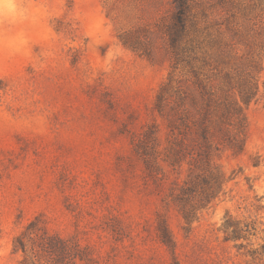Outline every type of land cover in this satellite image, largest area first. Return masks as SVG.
<instances>
[{
  "label": "rangeland",
  "instance_id": "374dc122",
  "mask_svg": "<svg viewBox=\"0 0 264 264\" xmlns=\"http://www.w3.org/2000/svg\"><path fill=\"white\" fill-rule=\"evenodd\" d=\"M18 2L27 17L0 21V264H21L14 239L32 221L86 247L76 264H264V41L245 21L264 16V0H188L189 34L224 31L225 71L259 88L243 150L214 158L220 179L207 178L201 209L177 199L185 163L156 181L135 149L153 125L164 145L157 92L169 74L190 76L173 68L172 0Z\"/></svg>",
  "mask_w": 264,
  "mask_h": 264
},
{
  "label": "trees",
  "instance_id": "16d2710c",
  "mask_svg": "<svg viewBox=\"0 0 264 264\" xmlns=\"http://www.w3.org/2000/svg\"><path fill=\"white\" fill-rule=\"evenodd\" d=\"M172 4L174 21L167 29V35L174 59L173 68L189 67L190 76L177 79L169 74L157 92L154 109L167 129L164 145L160 148L159 129L153 125L142 131L136 139L135 149L148 175L156 181L165 175L163 166L179 174L185 163L187 179L179 184L181 196L177 199L194 201V205L201 209L214 198V184H209L207 178L216 182L220 179L214 158L224 149H231L236 155L243 150L247 127L244 109L257 101L259 88L252 78L225 71L224 64L233 55L231 40H227L224 31L217 30L214 37L210 32L203 38L191 36L189 28L193 20L188 0H172ZM245 21L264 41V16L258 20L246 18ZM120 41L133 51L141 49L136 37L123 35ZM210 41H214L215 48L208 52ZM144 53L149 56V52ZM205 67H211L210 74L203 72ZM198 186H201L200 191ZM227 229L225 226L224 232ZM13 250L22 252L21 264L90 261L86 247H82L75 237L62 239L49 235L34 221L15 237Z\"/></svg>",
  "mask_w": 264,
  "mask_h": 264
},
{
  "label": "clouds",
  "instance_id": "9594fccd",
  "mask_svg": "<svg viewBox=\"0 0 264 264\" xmlns=\"http://www.w3.org/2000/svg\"><path fill=\"white\" fill-rule=\"evenodd\" d=\"M28 10L18 0H0V21L15 24L27 17Z\"/></svg>",
  "mask_w": 264,
  "mask_h": 264
}]
</instances>
